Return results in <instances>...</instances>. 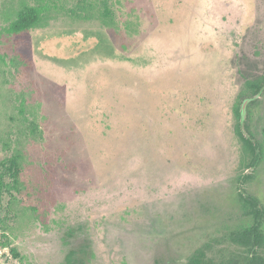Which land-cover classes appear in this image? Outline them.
<instances>
[{"label":"rangeland","instance_id":"obj_1","mask_svg":"<svg viewBox=\"0 0 264 264\" xmlns=\"http://www.w3.org/2000/svg\"><path fill=\"white\" fill-rule=\"evenodd\" d=\"M37 5L36 26L7 31ZM260 76L264 0H0V171L21 156L0 193V264H67L70 251L188 264L197 250L244 264L231 234L252 222L239 190L264 209V89L242 123L256 167L240 168L236 132Z\"/></svg>","mask_w":264,"mask_h":264},{"label":"trees","instance_id":"obj_2","mask_svg":"<svg viewBox=\"0 0 264 264\" xmlns=\"http://www.w3.org/2000/svg\"><path fill=\"white\" fill-rule=\"evenodd\" d=\"M43 10H45V8L40 5L23 7L19 10L17 18L7 28V31L15 34L36 26L41 19ZM108 13L107 8L105 7L102 15H106ZM243 87V92L240 94L241 104H243V102L247 99L253 100V98L264 89V77L260 76L254 79H247ZM243 128V124L240 121V125L237 126L236 132L239 142L241 143L239 166L242 169H252L256 167L258 161L260 160L261 147L250 132ZM35 129V127L32 128L33 131ZM20 158V154H14L2 163L1 167H5L7 172L0 171V193L4 188L3 183L5 182L4 178L6 174L12 178L14 184L17 183L21 170L19 165ZM238 196L241 207L249 216H251L252 222L242 229L233 232L231 234V238L234 242L242 246H246L249 249V255L244 264H264V257L259 252L260 248L264 245V232L262 231L264 209L261 207L260 202L256 197L247 194L244 190H239ZM11 251L15 256H17L15 249H12ZM75 254V251H70L65 256L67 264H83L82 259L76 258L74 256ZM205 263L206 260L200 250L195 251V253L190 256L188 261V264Z\"/></svg>","mask_w":264,"mask_h":264},{"label":"water","instance_id":"obj_3","mask_svg":"<svg viewBox=\"0 0 264 264\" xmlns=\"http://www.w3.org/2000/svg\"><path fill=\"white\" fill-rule=\"evenodd\" d=\"M258 96V95H256ZM255 96V97H256ZM250 99H247L246 101L243 102L242 107H241V123H243V118H244V113H245V107L246 104L249 102Z\"/></svg>","mask_w":264,"mask_h":264}]
</instances>
